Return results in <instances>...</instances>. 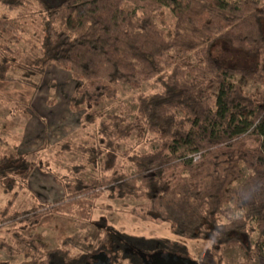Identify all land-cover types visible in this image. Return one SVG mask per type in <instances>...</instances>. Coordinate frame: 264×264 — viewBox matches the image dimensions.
Masks as SVG:
<instances>
[{"label": "trees", "instance_id": "1", "mask_svg": "<svg viewBox=\"0 0 264 264\" xmlns=\"http://www.w3.org/2000/svg\"><path fill=\"white\" fill-rule=\"evenodd\" d=\"M29 4L39 7L44 36L40 55L23 67L26 77H43L51 65L71 74L77 85L70 110L83 113L82 125L97 124L98 147L83 149L96 174L62 184L63 200L10 213L16 189L28 186L35 167L16 154L2 157L0 186L10 199L0 211V251L22 255L21 264H86L103 252L108 236L78 233L45 249L26 232L49 215L89 220L107 192L112 200L135 199L129 213L136 219L169 225L171 238L147 241L157 245L150 253L186 256L187 242L205 241L219 264L230 246L255 251L264 264V3L0 0L9 11ZM168 9L175 19L171 28ZM19 29V20L0 17V36L15 38ZM221 43L249 65L226 64L217 51ZM12 64L6 56L0 59V81L9 80ZM151 81L161 90L136 96L133 119L98 110L117 100L122 86L140 89ZM246 81L263 89L248 93ZM135 131L154 134L149 141L159 144L130 157L135 171L129 173L118 163L117 147ZM184 148L189 156L181 153Z\"/></svg>", "mask_w": 264, "mask_h": 264}, {"label": "rangeland", "instance_id": "2", "mask_svg": "<svg viewBox=\"0 0 264 264\" xmlns=\"http://www.w3.org/2000/svg\"><path fill=\"white\" fill-rule=\"evenodd\" d=\"M260 1L264 3V0ZM127 7L131 8L129 5ZM166 13L168 27L171 28L175 19L170 9ZM2 15L19 20L20 29L15 33V38L7 33L0 36V47L4 50L0 59L6 56L13 62L8 72L9 80L0 81V159L16 154L33 162L35 167L28 186L22 190L16 189L18 197L10 213H20L40 203L52 204L63 200L66 197L62 185L64 183L92 178L96 172L88 164V155L83 153V149L98 147L99 137L97 124L82 125L83 113L70 110L69 101L77 85L70 73L51 65L43 77H26L23 67L28 60L40 55V43L44 36L38 5L29 4L16 11H9L0 5V17ZM218 50L221 59L228 65H249L247 58L226 44H219ZM35 85L39 88L36 89ZM243 87L252 94L263 89V86L252 81H246ZM160 90L161 86L155 81L144 84L140 89L122 86L119 98L106 101L98 110L103 114L129 115L133 119L137 107L136 96L140 92L149 94ZM31 123H37V131L30 130ZM151 139H156L154 134L146 132L142 136L141 131H135L129 141L118 145V163L133 173L135 166L130 157L158 147L159 142H150ZM181 153L184 156L190 155L188 148H184ZM82 166L86 169H75ZM38 179L45 181L42 184L46 186L44 191L48 195L42 197V200L36 195V191H40ZM59 191L64 192V195L62 193L58 197ZM9 199L10 196L0 186V211L5 209ZM137 204L133 198L112 200L105 192L96 201V209L90 210L89 220L77 214L49 215L38 226L29 228L26 235L42 243L45 249L57 247L60 241L75 237L78 233L99 231L102 236H108L103 252L90 256L86 264H219L211 244L205 241L187 242L189 252L186 256L169 254L159 249L153 253L148 252L157 245L147 241L171 238L170 227L167 224L142 222L131 216L129 211ZM125 236L139 240L126 239ZM224 256L222 264H262L255 251L246 252L239 246L226 248Z\"/></svg>", "mask_w": 264, "mask_h": 264}, {"label": "crops", "instance_id": "3", "mask_svg": "<svg viewBox=\"0 0 264 264\" xmlns=\"http://www.w3.org/2000/svg\"><path fill=\"white\" fill-rule=\"evenodd\" d=\"M36 129H37V123H33L30 126V130H32V131L35 132V131H37ZM44 179H45V177H44ZM30 181H31V178H30ZM38 181L40 182V186H39V190L40 191H36V193H37L36 195H37L38 199L42 200V197H46L48 195L46 194V191H44L46 189V186H43V184H42L45 181L43 182L40 179H38ZM47 191H49V190H47ZM62 193L64 195V192H60L59 191L58 192V197H61L62 196ZM25 261H26V259L23 256H21V255H18V256H9L8 254L0 251V264H15V263L21 264V263H23Z\"/></svg>", "mask_w": 264, "mask_h": 264}]
</instances>
